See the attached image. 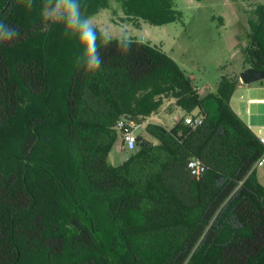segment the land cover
<instances>
[{
	"label": "trees",
	"instance_id": "trees-1",
	"mask_svg": "<svg viewBox=\"0 0 264 264\" xmlns=\"http://www.w3.org/2000/svg\"><path fill=\"white\" fill-rule=\"evenodd\" d=\"M110 1L82 4L92 15ZM118 1L128 19L181 17L174 0ZM27 2L0 0V20L20 30L0 44V264H264V146L229 104L238 76L201 95L169 55L135 39L126 53L115 39L102 45L101 69L86 75L43 0ZM254 14L244 54L264 70V3ZM163 100L183 114L147 122L157 141L138 134L113 166L118 120L142 124Z\"/></svg>",
	"mask_w": 264,
	"mask_h": 264
},
{
	"label": "rangeland",
	"instance_id": "rangeland-1",
	"mask_svg": "<svg viewBox=\"0 0 264 264\" xmlns=\"http://www.w3.org/2000/svg\"><path fill=\"white\" fill-rule=\"evenodd\" d=\"M258 3H264V0H174V6L181 14L180 20L156 25L142 19L126 18L120 2L111 0L108 7L90 16L98 30H109L114 38L124 31L132 39L158 47L191 78L199 91L208 93L215 91L223 74L232 75L243 64L245 67L248 65L244 54L249 42L248 23L255 19L254 9ZM234 76L239 80V75ZM252 84L261 88L264 78ZM241 85L248 86L243 82ZM238 90L234 89L232 93L239 100ZM172 107V103L163 100L160 107L139 124L134 132L136 136L142 134L156 142L145 131V124L168 122ZM136 151V143L129 144L118 132L108 160L113 166H118ZM256 178L264 187V163L256 166Z\"/></svg>",
	"mask_w": 264,
	"mask_h": 264
},
{
	"label": "clouds",
	"instance_id": "clouds-1",
	"mask_svg": "<svg viewBox=\"0 0 264 264\" xmlns=\"http://www.w3.org/2000/svg\"><path fill=\"white\" fill-rule=\"evenodd\" d=\"M27 8L32 9V0H28ZM82 4V0H43L41 13L43 19L50 24H61L63 34L66 38L76 41L80 52L75 63L82 68L84 74H94L103 65V58L100 55V47L113 43L118 50L128 52L136 41L126 32L121 31L114 38L109 30L100 31L92 17L88 15ZM20 38L18 27L0 20V44L10 43Z\"/></svg>",
	"mask_w": 264,
	"mask_h": 264
},
{
	"label": "crops",
	"instance_id": "crops-1",
	"mask_svg": "<svg viewBox=\"0 0 264 264\" xmlns=\"http://www.w3.org/2000/svg\"><path fill=\"white\" fill-rule=\"evenodd\" d=\"M247 64V63H246ZM249 65H246V67ZM244 64L236 70L235 74H239V71L244 68ZM240 79L235 89H239L240 93L237 98H234V93L231 94L229 99V104L231 108L240 116V118L257 134L264 135V86L261 88L254 84H248V86H242ZM253 85V86H252ZM201 95H204L206 92L199 91ZM166 102L172 103V100H167ZM196 112L197 110L194 109ZM172 115L168 122L162 121H153L156 123H161L165 126H172L174 120L183 114V111L174 106L171 109ZM193 112V111H192ZM119 147V146H118Z\"/></svg>",
	"mask_w": 264,
	"mask_h": 264
},
{
	"label": "built area",
	"instance_id": "built-area-1",
	"mask_svg": "<svg viewBox=\"0 0 264 264\" xmlns=\"http://www.w3.org/2000/svg\"><path fill=\"white\" fill-rule=\"evenodd\" d=\"M202 118L201 116H187L186 117V122L189 124H196L201 122ZM139 125L134 122L133 120H127L125 118H121L118 120L116 128L117 131L120 133L122 136L123 140L129 142V144H134L136 142V134L134 133L135 130L137 129ZM258 138L260 142L264 146V135L259 134ZM121 148V146H119ZM264 163V150L262 154L259 156V158L256 160L255 165H261ZM188 166L190 168V171L194 175H198L204 170V165L197 159V158H192L188 162Z\"/></svg>",
	"mask_w": 264,
	"mask_h": 264
},
{
	"label": "water",
	"instance_id": "water-1",
	"mask_svg": "<svg viewBox=\"0 0 264 264\" xmlns=\"http://www.w3.org/2000/svg\"><path fill=\"white\" fill-rule=\"evenodd\" d=\"M239 79L245 83L249 84L251 82L260 80L264 78V70L263 69H257L252 66H247L239 71Z\"/></svg>",
	"mask_w": 264,
	"mask_h": 264
}]
</instances>
